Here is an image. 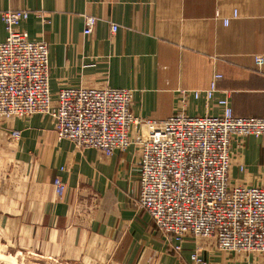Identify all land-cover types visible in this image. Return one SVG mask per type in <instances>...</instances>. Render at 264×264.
<instances>
[{"label":"crops","instance_id":"obj_1","mask_svg":"<svg viewBox=\"0 0 264 264\" xmlns=\"http://www.w3.org/2000/svg\"><path fill=\"white\" fill-rule=\"evenodd\" d=\"M12 9L29 10L24 28L48 43L54 94L68 86L131 89L133 113L160 121L185 89L190 116L221 115L228 95L235 115L264 117V64L254 60L264 56V0H0V42L2 13ZM86 15L98 18L89 36ZM215 73L223 76L207 100ZM232 153L237 182L264 183V137L235 139ZM140 173L134 146L111 156L78 150L58 138L49 116L0 118V242L68 264H192L196 243L208 264H264V253L224 252L192 237L176 253L137 203ZM56 177L67 186L62 198Z\"/></svg>","mask_w":264,"mask_h":264},{"label":"built area","instance_id":"obj_2","mask_svg":"<svg viewBox=\"0 0 264 264\" xmlns=\"http://www.w3.org/2000/svg\"><path fill=\"white\" fill-rule=\"evenodd\" d=\"M29 15L27 9L2 13L7 37L0 42V118L49 116L58 138L70 140L78 150L95 148L111 156L137 148L141 169L137 203L176 253L182 252L189 237L214 240L224 252L264 253V183L237 182L232 174L233 140L242 145L247 137H264V117L235 115L228 95L220 100L221 115L190 116L185 112L190 92L185 89L179 92V108L160 121L133 113L131 89L68 86L54 94L48 43L30 37L24 28ZM97 20L85 16V35L93 33ZM117 29L112 24V31ZM254 60L257 66L264 64V56ZM222 76L213 75L204 90L207 100ZM192 94L198 99L201 91ZM235 166L242 174L247 171L243 162ZM53 185L62 198L65 182L56 177ZM190 259L192 264L209 263L199 243Z\"/></svg>","mask_w":264,"mask_h":264},{"label":"rangeland","instance_id":"obj_3","mask_svg":"<svg viewBox=\"0 0 264 264\" xmlns=\"http://www.w3.org/2000/svg\"><path fill=\"white\" fill-rule=\"evenodd\" d=\"M2 243L0 242V264H68L52 258L34 257L32 253H25L17 249H8ZM17 253L22 256L17 258Z\"/></svg>","mask_w":264,"mask_h":264}]
</instances>
